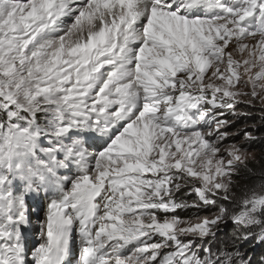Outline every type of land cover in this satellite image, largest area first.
Wrapping results in <instances>:
<instances>
[{"label": "snow or ice", "instance_id": "6c2138e0", "mask_svg": "<svg viewBox=\"0 0 264 264\" xmlns=\"http://www.w3.org/2000/svg\"><path fill=\"white\" fill-rule=\"evenodd\" d=\"M260 142L264 0H0V264H264Z\"/></svg>", "mask_w": 264, "mask_h": 264}, {"label": "rangeland", "instance_id": "374dc122", "mask_svg": "<svg viewBox=\"0 0 264 264\" xmlns=\"http://www.w3.org/2000/svg\"><path fill=\"white\" fill-rule=\"evenodd\" d=\"M243 123L244 122H241L240 124L237 125V127H242L243 126ZM248 123H251V121H249ZM253 156L255 157V160H253L252 162V165L250 164V167L255 165V166H258L257 169H255L254 171H257L260 167V164L257 163V161H260V160H264V142H260V143H257L255 145H253V147L249 150ZM181 196H183V194H181ZM40 215L42 217L43 215V211H42V207L40 209ZM36 218L35 216L33 217V224H34V232L32 233V239L35 240L36 238V232H38V225H36Z\"/></svg>", "mask_w": 264, "mask_h": 264}, {"label": "trees", "instance_id": "16d2710c", "mask_svg": "<svg viewBox=\"0 0 264 264\" xmlns=\"http://www.w3.org/2000/svg\"><path fill=\"white\" fill-rule=\"evenodd\" d=\"M251 165H252V164H251ZM251 167H253L254 170L258 168V166H255V165H253V166H251ZM259 169H260V167H259ZM259 169L257 170V172L259 171ZM258 180H259V176H258V175L252 178V182H253V183L256 182V181H258Z\"/></svg>", "mask_w": 264, "mask_h": 264}]
</instances>
